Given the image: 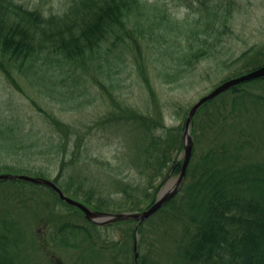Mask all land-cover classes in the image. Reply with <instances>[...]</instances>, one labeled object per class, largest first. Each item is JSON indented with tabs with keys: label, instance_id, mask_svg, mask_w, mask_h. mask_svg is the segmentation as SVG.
Returning <instances> with one entry per match:
<instances>
[{
	"label": "rangeland",
	"instance_id": "374dc122",
	"mask_svg": "<svg viewBox=\"0 0 264 264\" xmlns=\"http://www.w3.org/2000/svg\"><path fill=\"white\" fill-rule=\"evenodd\" d=\"M16 1L29 8H37L45 15L60 13L71 2ZM142 1L147 9L142 10L146 12L138 20L144 28L153 20L161 21L163 14L179 24L186 18H200L203 1L210 6L207 20L212 23L216 22L215 16L229 13L226 25L218 24L222 41L216 47L220 51L216 53L211 50L210 55L204 53L195 66L184 69L176 58L181 50L189 48L184 36L167 33L164 28L152 29L145 34L143 41L139 40L138 46H121L120 50L115 47L108 52L104 48L103 55L106 54L114 62L116 59L112 58V54L118 56L116 67L107 73L104 66L102 74L95 73L91 68L84 84H81L80 93L72 98L64 97L59 100L43 96L41 84L37 78H31L32 74L29 78L14 69L9 71L8 77L0 69V115L14 110L23 120L20 122L23 130L31 129L30 134L25 136L31 147L23 148V152H19L16 157L6 158L9 164L24 159V166L46 171L45 177L53 180L61 166L62 155L68 161L75 148L73 145L66 149V141L69 140V145H72L79 138L77 136H80L79 158L75 164L67 165L63 174L67 176L73 169L84 180L86 187H97L99 192L106 193V186L124 177L127 171L118 173L113 169L111 172L110 168L100 166V163H114L129 144L128 137L136 136L129 132L127 126H116L113 121L116 123L120 117L139 114L152 122L156 121L153 119L155 117L159 119V112L166 127L183 129L188 111L197 100L223 81L249 72L250 70L242 69L255 65L258 59L264 58V0ZM148 13H151L150 20ZM201 26L198 25L199 28ZM164 33H167L165 38H171L175 42L174 45L159 42ZM257 95L264 97V81L246 84L238 93L226 90L207 101L205 107L201 106L191 122L192 126H196L200 139L198 145L209 143L211 138L215 140V135L217 141L228 140L231 145L248 141L247 150L252 152L253 162L264 164V102ZM181 134L183 144V130ZM37 136L41 138V142L37 141ZM59 138H62V147L57 150L59 154L49 151L53 145L57 146ZM177 140L174 139L175 144ZM182 154L183 148L177 160H182ZM79 168H82V174L78 172ZM167 170L166 167L164 174ZM176 176L177 174H171L166 181L171 182ZM186 182L187 180H183L175 194L176 202L182 195V187ZM142 183L146 184L145 181ZM142 195L143 191L138 197L141 199ZM113 198L117 199L119 196L113 195ZM151 204L140 201V208L135 211L144 210ZM171 215V205H163L142 222L143 234H137V244L141 239L138 252L139 256L145 257L147 264H170L172 261L173 244L162 236L166 229L170 234L175 233L170 228ZM69 224L92 229L94 240L98 242L115 243L127 239L126 230L134 222L101 224L93 228L81 211L64 205L46 187L21 181L0 182V234L5 231L11 237H20L19 255L23 264L87 263L82 260L83 247L87 244L83 229H79L74 239L77 242L75 247L71 245L72 240L68 236L65 238L69 245L57 240L56 230L61 225ZM129 244L132 247V242L128 240V246ZM109 250L100 262L93 264H130V260H133L131 248L121 249L117 245Z\"/></svg>",
	"mask_w": 264,
	"mask_h": 264
},
{
	"label": "trees",
	"instance_id": "16d2710c",
	"mask_svg": "<svg viewBox=\"0 0 264 264\" xmlns=\"http://www.w3.org/2000/svg\"><path fill=\"white\" fill-rule=\"evenodd\" d=\"M208 7L203 1V12L200 18L198 16L193 21L186 18L179 24L163 14L161 21L153 20L144 28L138 20L146 12L142 11L146 8L142 0H71L64 11L49 15L16 0H0V69L8 77L9 71L14 69L27 77L32 74L31 78H37L42 87L41 93L46 98H72L80 93L81 84H84L91 68L95 73L102 74L104 66L107 73L116 67L118 56L112 54V58L116 59L114 62L106 54L103 55L104 48L108 52L115 47L120 50L121 46H138L139 40L143 41L146 33L163 28L167 33L184 36L189 48L181 50L176 58L178 64L187 69L195 66L204 53L210 55L211 50L216 53L220 51L216 47L222 41L218 24L226 25L229 13L215 16L216 22L212 23L207 20ZM147 17L150 20L151 13ZM199 24L202 25L200 28ZM167 33L161 36L159 42L172 46L175 42L165 38ZM262 64L264 58L242 71ZM261 81H264V77L238 84L229 91L238 93L246 84ZM257 97L264 102V97ZM158 114L159 119L155 117L153 119L156 121L152 122L139 114L120 117L116 123L113 121L116 126H127L129 132L136 136L128 137L129 144L114 163H100V166L110 168L111 172L113 169L118 173L127 171L124 177L106 186L108 192L101 193L97 187H86L84 180L73 169L64 176L65 167L75 164L79 158L80 136L72 140V145H69V140L66 141L64 147L74 145L75 148L68 161L62 155L61 166L53 182L69 196L101 212L139 210L140 201L151 204L168 177L178 174L181 167V160H177V156L182 149L183 129L166 127L161 114ZM1 115L0 173H26L45 177L46 171L24 166V159L10 164L7 162L6 158L16 157L19 152H23V148L31 147L25 137L31 129L23 130L20 126L23 120L14 110ZM191 133L193 149L184 177L187 182L183 184V193L177 202L175 195L164 204L171 205L169 223L175 232L170 234L166 229L162 233L163 238L173 244L174 255L170 264H264V164L253 162L252 152L247 150L248 141L231 145L228 140L217 141L215 135V140L211 138L209 143L198 145L200 139L195 125L191 127ZM175 137L178 139L176 144ZM36 139L41 142L40 137ZM61 141L62 138H59V147L53 145L49 151L59 154L57 150L62 147ZM166 167L168 170L164 174ZM78 172L82 174V168ZM46 188L60 202L69 206L52 189ZM141 191L143 195L140 199L138 194ZM113 195L119 198L115 199ZM131 222L134 225L127 228V239L115 243L98 242L94 240L92 229L77 224L61 225L56 230L57 240L69 245L65 237L73 241L79 229H83L87 244L83 247L82 260L87 262L85 264H93L100 262L105 253L117 245L121 249L131 248L133 252L136 221H116L112 225ZM89 224L96 228V224L90 221ZM137 232L143 234V223L139 224ZM19 238L11 237L5 231L0 234V264H23L19 255ZM128 240L132 242V247L131 244L128 246ZM72 241L71 245L75 247L77 242ZM141 242L140 239L138 249ZM145 260V257L138 256L137 264H147ZM130 264H134V255Z\"/></svg>",
	"mask_w": 264,
	"mask_h": 264
},
{
	"label": "water",
	"instance_id": "95a60500",
	"mask_svg": "<svg viewBox=\"0 0 264 264\" xmlns=\"http://www.w3.org/2000/svg\"><path fill=\"white\" fill-rule=\"evenodd\" d=\"M264 76V65L259 66L253 70H250L247 73L242 75L227 79L222 83L218 84L213 90L208 94L202 96L197 100L189 109L188 114L185 119L184 128H183V154L180 171L177 176L171 181L166 182L163 187L159 190L155 201L148 206L146 209L141 211H132V212H101L93 210L86 204L68 196L65 194L61 188L52 180L39 176H31L27 174H14V173H0V180H24L27 182L40 184L51 188L57 196L64 201L65 203L79 209L84 217L98 225L109 224L115 221L121 220H136L137 224L135 226V238L133 242V251H134V260L137 264L138 252H137V229L139 224L154 214L159 210L162 205L172 198L178 191L181 183L185 177L187 166L189 164L192 149H193V138L191 135V122L197 112V110L207 101L213 99L218 94L230 89L231 87L238 85L240 83L257 79Z\"/></svg>",
	"mask_w": 264,
	"mask_h": 264
}]
</instances>
